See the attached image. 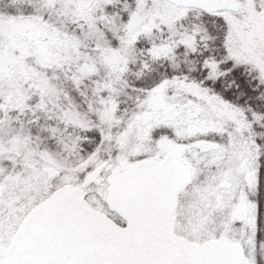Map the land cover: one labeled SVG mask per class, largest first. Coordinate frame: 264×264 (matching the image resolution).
<instances>
[{
    "label": "snow or ice",
    "instance_id": "1",
    "mask_svg": "<svg viewBox=\"0 0 264 264\" xmlns=\"http://www.w3.org/2000/svg\"><path fill=\"white\" fill-rule=\"evenodd\" d=\"M0 264H264V0H0Z\"/></svg>",
    "mask_w": 264,
    "mask_h": 264
}]
</instances>
